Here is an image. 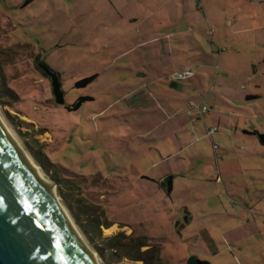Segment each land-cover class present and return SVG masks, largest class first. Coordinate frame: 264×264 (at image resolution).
I'll return each instance as SVG.
<instances>
[{
    "label": "rangeland",
    "instance_id": "1",
    "mask_svg": "<svg viewBox=\"0 0 264 264\" xmlns=\"http://www.w3.org/2000/svg\"><path fill=\"white\" fill-rule=\"evenodd\" d=\"M80 1L87 3L65 0ZM132 1L130 7L141 6L136 14H158L163 25L152 18L111 28L117 17L105 25L103 9L91 5L0 0V86L5 77L19 97L0 103L3 121L36 164L29 147L44 149L48 172L37 165L46 180L69 179L72 194L104 211L102 223L112 226H101L99 247L124 233L127 243L145 239L143 252L160 249L161 264H187L191 257L264 264V146L252 135L264 132V0ZM111 29L126 34L115 42L105 34ZM148 35L160 39L143 43ZM37 64L59 75L65 106L93 100L68 112ZM185 70L194 77L174 86L168 75ZM93 75L94 82L77 86ZM170 91L204 101L208 111L199 116L197 105L184 108L182 126L171 117L147 138L159 120L154 98ZM168 177L170 193L161 183ZM123 254L104 253L109 264H144Z\"/></svg>",
    "mask_w": 264,
    "mask_h": 264
},
{
    "label": "water",
    "instance_id": "2",
    "mask_svg": "<svg viewBox=\"0 0 264 264\" xmlns=\"http://www.w3.org/2000/svg\"><path fill=\"white\" fill-rule=\"evenodd\" d=\"M40 68L56 103L65 106L59 75L47 65ZM20 153L0 125V264H94L60 212L54 190ZM187 264L204 262L191 257Z\"/></svg>",
    "mask_w": 264,
    "mask_h": 264
},
{
    "label": "trees",
    "instance_id": "3",
    "mask_svg": "<svg viewBox=\"0 0 264 264\" xmlns=\"http://www.w3.org/2000/svg\"><path fill=\"white\" fill-rule=\"evenodd\" d=\"M33 2L34 0H27L25 6H28ZM37 67L40 70L41 75L51 82L45 72L40 68V65L37 64ZM192 77H194V74ZM96 78V75H93L87 79H84L81 82H78L77 86L79 88L86 87L87 85L94 82ZM190 78L191 77H189L188 79ZM3 80L4 83L0 86L1 105L9 104V102L11 101L17 102L19 100L18 95L14 92L13 89L8 86L5 81V77H3ZM252 98L254 97H247V99ZM92 100V97H84L78 99L74 105L65 106L64 109L68 112H74L80 110L84 103ZM252 135H255L260 145L264 146V132L254 131ZM29 151L31 152V156L37 162V164L43 169H45L46 172H48L45 163L41 160V156H45L46 158L44 149L41 147L40 153H37L34 148L29 147ZM50 164L52 165L53 169L57 171L56 164L52 162H50ZM51 179L57 184L58 193L64 202L63 204L72 214L74 223L80 228L82 233L97 251L99 257L102 258L105 262H107V264H109V260H107L106 256L104 255L106 249L115 250L117 253L123 252V257L129 260L143 261L144 264H161V258L159 257L160 249L152 248L143 252L142 249L148 247L147 243L145 242V239H129V243H127V237L124 235V233H121L116 237L102 240V247H99V245H97L94 240L95 237L103 236L101 226H106L108 228L112 226L108 223H102L103 217L105 215L104 211L100 210L99 207H96L94 205L92 206V204L72 194L74 192V186L72 185V182L69 179H61L57 175H52ZM167 185L169 186L167 191L170 193L171 190H173L172 177L166 178L165 181L162 183V186L164 187Z\"/></svg>",
    "mask_w": 264,
    "mask_h": 264
},
{
    "label": "crops",
    "instance_id": "4",
    "mask_svg": "<svg viewBox=\"0 0 264 264\" xmlns=\"http://www.w3.org/2000/svg\"><path fill=\"white\" fill-rule=\"evenodd\" d=\"M141 1V0H140ZM129 2V0H87V3H85V5H83V1H80V3H66L65 0H54V5H61L64 6L67 9H70L73 7L79 8V9H88V7L92 8H98V9H103V23H106L105 18H110L112 16L117 17L116 20L118 19L119 22H114L113 26H111V28H120V27H124L128 24L132 25L133 23H140L141 19L142 20H146L147 22H149L152 18L153 21H156L160 24L163 25V21H162V17H158V14H151L149 15V18L146 19L145 16H140L138 13L136 14V12L140 11V7H130V4H127ZM131 3L135 5V1L131 0ZM70 4V5H68ZM130 5V6H129ZM126 10V11H124ZM106 11V12H105ZM130 11V12H128ZM86 13V12H85ZM101 13V14H102ZM86 15H90L86 13ZM115 21V20H114ZM145 22V21H143ZM165 22L168 23V19L165 18ZM132 23V24H131ZM106 25V24H105ZM154 29L153 27H149V29ZM117 30V29H114ZM105 34L106 36H111L113 38V41H118L120 38H122L126 32L125 31H120V32H113L112 29L111 30H105ZM149 36V35H148ZM172 37V34L166 35L165 38H170ZM148 41L147 42H143V43H156L160 38H153L152 35L148 37ZM164 38V39H165ZM201 68V66L198 67V69ZM187 71V70H185ZM175 73V72H174ZM198 73V72H197ZM173 75V73L169 74V78ZM192 78V77H191ZM190 78V79H191ZM170 81L172 83L176 82L170 79ZM156 82H159V80L153 79V81L151 82V84H155ZM174 86H176V83H174ZM147 89H150L149 86L147 87ZM162 90H164V88H162ZM167 91V90H166ZM168 92V91H167ZM152 93L150 92V95ZM156 96V95H155ZM153 96V97H155ZM149 98L152 99V96H148ZM158 99L154 98V100H156L158 102V110H159V120H158V125H156L155 127H153L152 129H148L147 133L145 134V136L147 138L151 137V134H155V132L157 130H159L160 128H163L165 125H168V122L172 121V119H170L171 117H176L179 120V124L182 126L183 120L182 117L180 116L181 111L185 108H190L192 107L191 103L193 105H197V107H201V106H205L204 105V101L202 102H195L193 101V99H187L184 98L183 96L176 94L175 92L173 93V91H170L169 94L165 95L162 94L160 96V93L158 94ZM124 99V98H123ZM153 100V99H152ZM195 107V106H194ZM192 107V108H194ZM170 114L169 117H167ZM199 114V113H198ZM199 116H202L201 114H199ZM176 120V119H173ZM187 121V120H186ZM189 121V120H188ZM177 122V120H176ZM173 125H176V123H173ZM158 127V128H156ZM175 127V126H174ZM156 128V129H155ZM179 129L180 126H178ZM173 136V138L176 141H179V138L176 137V134H171V137ZM170 137L169 134H164L163 137H161L162 139ZM153 149V148H152ZM158 150V149H156ZM159 151V150H158ZM165 181V179H163L161 181V183H163ZM174 187V185H173Z\"/></svg>",
    "mask_w": 264,
    "mask_h": 264
},
{
    "label": "bare ground",
    "instance_id": "5",
    "mask_svg": "<svg viewBox=\"0 0 264 264\" xmlns=\"http://www.w3.org/2000/svg\"><path fill=\"white\" fill-rule=\"evenodd\" d=\"M0 125L2 126L3 130L8 134L9 139L13 141V143L16 145V147L19 149V151L21 152L20 154L23 156V158L26 160V162L28 163L29 166H31L36 175L40 177V179L45 183L48 184L52 187V189L54 190V198L56 201V204L60 210V212L63 214V216L67 219V222L70 224V226L73 228V230L75 231V234L77 235L76 237L79 239V241L81 242V244L83 245L84 249L89 252V254L91 255V258L94 261V264H101L98 255L96 254L95 251H93L91 249V247L89 246V244L86 242V240L83 238V235L79 232V230L77 229V227L74 224L73 219L70 217V213L67 212L68 210L66 208L63 207V205L61 204V198L58 195L56 189L54 188L53 184H51L48 180H46L43 176V174L41 173V168L31 159L29 158V156L27 155L26 151L19 145V143L16 141V139H14V135L11 131V129L8 127V125L3 121V118L0 115ZM67 210V211H66ZM69 213V214H68Z\"/></svg>",
    "mask_w": 264,
    "mask_h": 264
},
{
    "label": "built area",
    "instance_id": "6",
    "mask_svg": "<svg viewBox=\"0 0 264 264\" xmlns=\"http://www.w3.org/2000/svg\"><path fill=\"white\" fill-rule=\"evenodd\" d=\"M193 76V72L191 71H185L184 73H177L175 72L172 77H171V80H174V81H182V80H185V79H188L189 77H192ZM192 107H194V105L191 103ZM208 110V108L206 106H201V107H198V113L199 114H204L206 113ZM189 114H191L189 112ZM217 130L216 129H212V130H208V135L211 137Z\"/></svg>",
    "mask_w": 264,
    "mask_h": 264
}]
</instances>
